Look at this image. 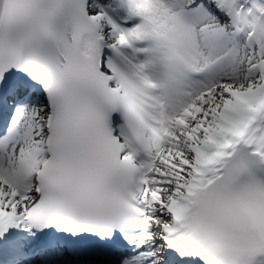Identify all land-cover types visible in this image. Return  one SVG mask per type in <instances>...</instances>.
Here are the masks:
<instances>
[{
  "label": "snow or ice",
  "instance_id": "1",
  "mask_svg": "<svg viewBox=\"0 0 264 264\" xmlns=\"http://www.w3.org/2000/svg\"><path fill=\"white\" fill-rule=\"evenodd\" d=\"M0 264H264V0H0Z\"/></svg>",
  "mask_w": 264,
  "mask_h": 264
}]
</instances>
